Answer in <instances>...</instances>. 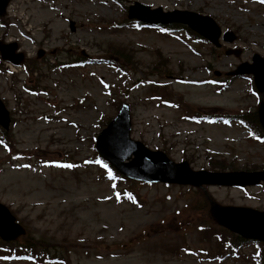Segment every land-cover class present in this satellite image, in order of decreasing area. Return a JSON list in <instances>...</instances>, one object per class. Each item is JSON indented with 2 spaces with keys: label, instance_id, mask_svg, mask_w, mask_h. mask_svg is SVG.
<instances>
[{
  "label": "rangeland",
  "instance_id": "rangeland-1",
  "mask_svg": "<svg viewBox=\"0 0 264 264\" xmlns=\"http://www.w3.org/2000/svg\"><path fill=\"white\" fill-rule=\"evenodd\" d=\"M131 6L152 19H170L175 10L210 15L237 39L217 49L191 42L185 33L139 27L129 18ZM2 21L0 37L19 41L30 66L29 72L22 66L14 74L0 71V97L15 120L6 136L14 151L34 156L26 165L27 159L12 158L0 144V201L34 241L45 239L63 258L45 264H253L254 245H245L237 259L204 254L209 249L215 257L213 235L220 228L208 214L203 189L154 183L141 186L133 203L121 202L98 164L70 171L53 167V161L82 165L94 157L93 137L125 100L131 105V137L176 162L209 171L264 167V144L248 139L238 126L183 117L187 107L190 114L226 116L257 104L248 82L229 72L252 62L254 53L264 58V0H12ZM230 47L241 54L226 55ZM38 51L46 55L39 58ZM79 59L90 62L72 64ZM225 78L221 88L216 82ZM150 79L170 85L147 86ZM158 94L181 102L182 109L161 104L152 97ZM39 158L50 166L39 165ZM205 188L222 205L264 209V186ZM0 264L37 263L0 259Z\"/></svg>",
  "mask_w": 264,
  "mask_h": 264
},
{
  "label": "water",
  "instance_id": "water-1",
  "mask_svg": "<svg viewBox=\"0 0 264 264\" xmlns=\"http://www.w3.org/2000/svg\"><path fill=\"white\" fill-rule=\"evenodd\" d=\"M7 3V0H0V11L2 12L5 8V5ZM190 15L197 17L199 19H202L204 21L210 22L213 27L216 29V36L219 34V28L216 26L214 21L210 19L209 17H202L197 14L191 13ZM214 41L216 38L211 37ZM8 113L5 109V107L0 102V121L5 122L7 121ZM110 145V142L103 141L99 146L100 148H105ZM151 161L157 166L158 161L160 160L162 163V168L167 172L166 176H163L158 169V172H156L154 175L159 177V179L164 180H171V181H180V182H192L195 184H200L202 181L205 182H225V180L222 177H217L215 175H207L205 172H202L204 175H201L202 173H190L186 169L180 170L177 165L172 164L170 161H168L167 157L162 153H153L150 154ZM133 168H137L141 170L140 165H132ZM171 174V176L168 175ZM235 181V180H234ZM212 214L214 217L220 222L224 223L228 226H230L233 229H236V227L240 228L246 221L242 219L240 216L242 215H251L250 210L245 209H237L233 208L231 211L227 210V208H222L219 205H213L212 207ZM15 219L14 217L9 213L6 207L0 204V233L4 237H8L12 232L16 231V229H20V226L14 223ZM259 226L264 225V214H260L258 217ZM248 226H254V222L250 221V219L247 220ZM20 231H16L18 233ZM264 234V228L261 229V231Z\"/></svg>",
  "mask_w": 264,
  "mask_h": 264
},
{
  "label": "bare ground",
  "instance_id": "bare-ground-1",
  "mask_svg": "<svg viewBox=\"0 0 264 264\" xmlns=\"http://www.w3.org/2000/svg\"><path fill=\"white\" fill-rule=\"evenodd\" d=\"M115 142V141H114ZM125 147H129L126 151L127 154L131 153L132 152V149L134 148V146L132 144H128V145H125ZM136 157L138 158V162L144 157L143 154L138 151L136 153ZM158 165L160 166L159 168V172L163 175V176H166L167 175V172L162 168V163L161 161L159 160L158 161ZM242 219L244 220H248V219H252L253 217H249L248 215H242L240 216Z\"/></svg>",
  "mask_w": 264,
  "mask_h": 264
},
{
  "label": "snow or ice",
  "instance_id": "snow-or-ice-1",
  "mask_svg": "<svg viewBox=\"0 0 264 264\" xmlns=\"http://www.w3.org/2000/svg\"><path fill=\"white\" fill-rule=\"evenodd\" d=\"M65 167H72V165H65ZM104 167H107V165H104Z\"/></svg>",
  "mask_w": 264,
  "mask_h": 264
}]
</instances>
